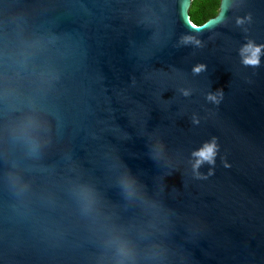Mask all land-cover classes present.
Instances as JSON below:
<instances>
[{
  "label": "water",
  "instance_id": "1",
  "mask_svg": "<svg viewBox=\"0 0 264 264\" xmlns=\"http://www.w3.org/2000/svg\"><path fill=\"white\" fill-rule=\"evenodd\" d=\"M193 1L0 0V264H264V0Z\"/></svg>",
  "mask_w": 264,
  "mask_h": 264
},
{
  "label": "clouds",
  "instance_id": "2",
  "mask_svg": "<svg viewBox=\"0 0 264 264\" xmlns=\"http://www.w3.org/2000/svg\"><path fill=\"white\" fill-rule=\"evenodd\" d=\"M215 4H216V7L214 9V12H218L219 11V0H215ZM258 51H259V48H256L254 50L253 55L255 56V52H258ZM247 62L255 63L256 60L255 58H253L251 61H247ZM216 153H217V144L215 142V139H213L209 143H205L198 151L194 153V155L197 157L194 167H199V165L204 162H207L210 165L214 164ZM209 174H211V169L209 171ZM117 251L121 255H126L128 251L127 244L123 241H119Z\"/></svg>",
  "mask_w": 264,
  "mask_h": 264
},
{
  "label": "trees",
  "instance_id": "3",
  "mask_svg": "<svg viewBox=\"0 0 264 264\" xmlns=\"http://www.w3.org/2000/svg\"><path fill=\"white\" fill-rule=\"evenodd\" d=\"M219 0V8H220ZM216 7L215 0H194L190 8V18L194 25H202L209 19L217 16L218 12H214Z\"/></svg>",
  "mask_w": 264,
  "mask_h": 264
}]
</instances>
